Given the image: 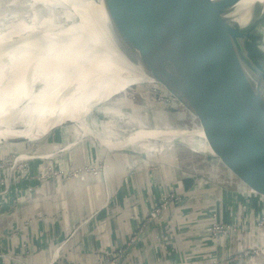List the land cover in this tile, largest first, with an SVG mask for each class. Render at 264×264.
I'll use <instances>...</instances> for the list:
<instances>
[{
  "label": "water",
  "instance_id": "obj_1",
  "mask_svg": "<svg viewBox=\"0 0 264 264\" xmlns=\"http://www.w3.org/2000/svg\"><path fill=\"white\" fill-rule=\"evenodd\" d=\"M215 2L102 0L106 16H88L156 83L129 96H107L94 105L92 99L79 112V124L63 120L41 135L36 130L46 127L45 120H38L34 112L29 127L37 135L30 136L33 140L0 138V147L6 148L0 150L6 154L0 159L13 160V153L25 148L19 169L67 155L112 158L175 173L184 180L203 179L237 206L264 212V40L259 31L261 26L264 30V21L253 18L241 26L228 17L235 0ZM6 5L0 0V12ZM55 49L57 54L68 52ZM32 52L33 48L26 49L24 64ZM66 54L57 58L61 66L71 62ZM84 58L74 62L81 67L87 62ZM45 59L41 55L37 63L43 65ZM61 66L51 69L49 76H67L69 72L56 69ZM93 69L91 65L89 70ZM26 78L36 90L47 82L40 84L38 76L28 74ZM14 117L3 121L23 129L25 122ZM140 128L162 133L137 136ZM21 207L18 204L2 216Z\"/></svg>",
  "mask_w": 264,
  "mask_h": 264
},
{
  "label": "crops",
  "instance_id": "obj_2",
  "mask_svg": "<svg viewBox=\"0 0 264 264\" xmlns=\"http://www.w3.org/2000/svg\"><path fill=\"white\" fill-rule=\"evenodd\" d=\"M25 151L26 148L15 151L8 166L0 168V184L8 185L11 177L33 168L31 165L17 168L24 161ZM98 160L103 165L102 173H83V177L28 175L19 180V188L12 186V196L20 188L31 190L25 201L13 203L15 207L18 204L23 207L13 214L2 216L12 200L4 203L0 197V264H111L110 259L125 248L128 254L118 256L115 264H173L185 260L189 254L216 255L223 247L227 248L222 244L225 241L209 239L204 233L207 220L216 212V199L225 198L220 193L218 197L213 189L194 188L193 183L186 187L184 179L177 182L171 175L153 170L146 174V169L117 160L115 169H111L109 159L94 156H62L53 165L68 168ZM168 191L182 197L177 209L171 210L176 222L179 215L185 216L192 209L196 200L204 203L208 198L207 208L215 211L203 210L197 218L194 216L197 221H179L175 229L172 226L176 222L172 221L170 226L158 227L146 239L127 246L129 232ZM35 213L41 215L34 217ZM233 246L231 236L229 248Z\"/></svg>",
  "mask_w": 264,
  "mask_h": 264
},
{
  "label": "bare ground",
  "instance_id": "obj_3",
  "mask_svg": "<svg viewBox=\"0 0 264 264\" xmlns=\"http://www.w3.org/2000/svg\"><path fill=\"white\" fill-rule=\"evenodd\" d=\"M6 2L7 10L5 11V8L0 12V90H12L10 92L23 90L31 93L33 97L28 103L12 108L3 107L0 101V123H9L3 121L6 116L22 119L32 117L34 112L43 114L50 110V115L44 118L47 127L48 118L51 116L54 118L55 112L59 115L58 111L79 124V112L89 106L92 99L94 105L95 101H101L107 96L123 95L128 87L137 85L140 81L156 82L117 49L112 40L101 32L96 21L93 23L88 16L92 17L93 13H96L101 18L105 15L102 0H6ZM235 2L228 12V17L239 25L247 26L253 18L264 21V0ZM26 34L31 36L27 37ZM16 36L21 37L15 41ZM57 47H63L68 51L63 53H67L71 62L63 66L57 63L58 56L63 54L55 52ZM27 48H33V52L24 64ZM51 54L56 56L55 59H50ZM41 55H45L46 58L43 65L37 63ZM82 57H85L87 62L80 67V64L74 61H81ZM57 65L61 67L56 69L69 72L67 76L63 75V79L61 76H49V71ZM91 65L94 66L93 70H89ZM16 68L20 71L22 68L23 72L16 75L14 72ZM36 68L39 70L38 74ZM27 74L38 76L39 83L43 85L47 79L44 89L36 90L31 86V81L28 82L29 79L26 78ZM50 79H53V82H50ZM68 88L74 90L65 91ZM146 131L154 136L162 133L161 129L140 128L134 134L145 135ZM10 133H13V128L0 129V138Z\"/></svg>",
  "mask_w": 264,
  "mask_h": 264
},
{
  "label": "rangeland",
  "instance_id": "obj_4",
  "mask_svg": "<svg viewBox=\"0 0 264 264\" xmlns=\"http://www.w3.org/2000/svg\"><path fill=\"white\" fill-rule=\"evenodd\" d=\"M262 27V26H261ZM260 27L259 31L262 33L263 35V40H264V30ZM156 82H144V81H140L139 84L137 85H132L130 87H128L125 91L123 95H117L118 96H129V94H132L142 88H144L146 85H150V84H154ZM12 90H6V89H2L0 90V101L2 102V106L6 107V108H12V107H17V106H22L25 103H28L30 99H32L33 95H30L28 92H23V90H15L13 92H10ZM120 100V97L118 98ZM58 111V110H57ZM58 115L57 118H52L50 119L51 121H47V123L49 124L48 127H51L52 125H55L57 123H61L63 122V120H67L68 118L65 117V115L61 112ZM50 115V110H48L47 112L41 114V112H39L37 114V119H42V118H47ZM34 116V115H33ZM32 116V117H33ZM32 117L29 118H22L21 120L25 122V127L23 129H14L15 126H10V123L5 124V126L7 128H13V133L7 134L6 136L3 137L4 140H9V139H18V138H25V139H29V140H33L30 136L35 134V135H41V133H45L46 129L48 128L47 125L46 127H42V129L40 130H36V129H30L29 124L31 123V119ZM42 117V118H41ZM36 119V120H37ZM37 122V121H36ZM39 122V121H38ZM110 122V121H108ZM36 130V133H33V131ZM20 146V145H18ZM16 147V146H14ZM3 147H0V150H2ZM19 151H22L21 149ZM2 155H6L4 153H0ZM9 155V154H7ZM8 161L10 162V160H3L0 159V168L3 167H7V163ZM89 161V160H87ZM116 160L110 158L108 160V164H110V168L111 169H115L116 166ZM97 162V161H96ZM95 162V163H96ZM94 161H90L89 165H82V167H90L91 169L93 167H99L101 168L102 165H94ZM38 165H36L35 167H33L32 169L27 170L25 173H31L34 169H36ZM75 167V166H73ZM73 167L72 166H68V168H65L64 165H60V167H55V169L58 170H62L64 175H72V171H73ZM117 169V168H116ZM103 171H101L102 173ZM150 169H146V174L150 173ZM85 173H89V172H85ZM161 173V172H159ZM164 174V173H163ZM23 176V175H22ZM22 176L15 178L14 180H12V182L18 180L16 182H19V180L21 179H26L25 177L28 176L26 175L25 177L22 178ZM171 179H174V181L180 182L183 179L181 177H179L178 175H176L175 173H173L171 175ZM170 180H166L167 184H170L171 182ZM185 180H190L191 183H195V181H198V183L202 184L200 185L201 188H207L208 190H211L210 188H212L211 186H209L207 184V182L205 183V181L202 180H197L195 178L192 179H185ZM15 187L19 188L18 185ZM12 187V186H11ZM197 185L194 187L196 188ZM210 187V188H209ZM0 189H1V185H0ZM216 191V190H214ZM173 192V191H171ZM216 195L219 197L220 194L218 191L215 192ZM178 198L176 199V203H172L170 205L171 208H175L177 209V205L180 201L181 195L179 193H177ZM208 199V198H207ZM207 199L205 200V202L203 203L202 200H196L193 204L194 206L192 207V209H190L187 214L184 216L179 215L178 219L176 218V220L181 223L183 222H187L190 220L193 221H197L194 220V216L197 218V215L199 216L201 211L203 210H207V212L212 211L211 208H207ZM216 221L218 223L219 226H222V229H226L228 228L229 231H226V236L224 237V242H222V244L224 246H227V248L222 249L221 252L216 253V255H205V256H193V254H189L188 257L183 260L180 261V263H173V264H264V212H259L256 210H250L246 207H239L236 204H234V202H232L231 200L227 201L225 200V198L221 199L220 201L216 199ZM234 204V205H233ZM254 211V212H253ZM190 212V215L188 214ZM40 214L35 215L34 217H38L40 216ZM173 214L171 213V211H164L162 214H159L158 217L154 220L153 224L151 226H149L148 228L143 229L142 231L138 232V239L137 241L133 244L135 245L137 242L141 241V239H146L148 235H152L155 231L156 228L158 227H163L165 225H171L170 222L174 221L172 220ZM176 222V221H174ZM178 222H176L175 224H173L172 228H177L179 227ZM212 222L213 220L211 218H209L207 220V226L206 228V232H204L207 237L209 239H217L218 236H216L213 233V228H212ZM173 223V222H172ZM187 225H185L184 227H186ZM174 229H172L174 231ZM222 231V230H220ZM172 232V231H170ZM234 237V246L229 248L230 242H231V236ZM220 237V236H219ZM199 240V239H198ZM130 248V247H129ZM220 251V250H219ZM128 254V248L121 249L117 252V255L114 258H117L118 256H122V255H127ZM186 257V256H185ZM114 258L110 259L111 264H115L116 263V259L114 260Z\"/></svg>",
  "mask_w": 264,
  "mask_h": 264
},
{
  "label": "built area",
  "instance_id": "obj_5",
  "mask_svg": "<svg viewBox=\"0 0 264 264\" xmlns=\"http://www.w3.org/2000/svg\"><path fill=\"white\" fill-rule=\"evenodd\" d=\"M55 161H57V159L52 160V161L43 162V163L39 164L36 167L35 172L34 171H32L31 173H25L24 172L22 174L23 176L22 175H20V176L25 177L26 175H29V176L31 175V177L38 176L40 178H45V177H47L49 175H64V173H63V171L61 169L58 170V171L55 169V166L53 165V163ZM99 162L100 161L98 160L96 163H94V165H101V163H99ZM87 165H89V162H87ZM94 165H91V166H94ZM81 166L82 165H78V166L73 167V171H72V175L73 176H81V177H83V173H85V172H89V173H92V174L93 173L97 174V173L101 172L102 167H103V165H102L101 168H99L97 166V167H93L91 169L90 167H86V168L82 167L81 168ZM32 173H34V174H32ZM20 176H18V177H20ZM18 177H12L9 180V184L8 185L0 184L1 185L0 197L4 200V203H9V200H12L11 203H9L10 206L8 207L7 211H9L10 209L15 207V204H13V203H22V201H25V198L27 196L28 191L31 190V188H29V187L26 188V189L25 188H23V189L20 188V190L15 192V195L12 196L11 192L14 191V187L16 185V182L18 181V180H16V181L12 182V180H14L15 178H18ZM13 185H14V187H11ZM193 185L194 186L197 185V187L201 188L200 185H202V184L198 183V181H195V183ZM210 189H213V188H210ZM213 190H215V189H213ZM177 198H178V196H177V193H175V192L168 191V192L164 193L162 195L160 201L156 205L150 207L146 211V214L144 215V217H142L139 220V222H138L137 226L135 227V229L129 232V239H128L127 246L133 244L134 241L138 237V232H140L143 229L148 228L149 226H151L153 224L154 220L158 217L159 214H162L164 211H169V210L171 211L172 209H174V208H171L170 205L172 203L176 202ZM7 211H5V212H7ZM213 211H215V210L213 209ZM171 213L173 214V212H171ZM216 213L217 212H215L214 216L212 217L213 222H212L211 226H212V228L214 230L213 233L216 236H218V238L215 239V240L224 241V237L226 236V231L227 230L229 231V229L226 228L224 230V229L221 228L222 226L218 225V223L216 221ZM38 214H40V213H35L34 216L38 215ZM22 215L23 214H21L20 216L22 217ZM173 217H174V214H173ZM22 218H24V217H22ZM220 230H222V231H220ZM115 259L116 258H114V260Z\"/></svg>",
  "mask_w": 264,
  "mask_h": 264
},
{
  "label": "trees",
  "instance_id": "obj_6",
  "mask_svg": "<svg viewBox=\"0 0 264 264\" xmlns=\"http://www.w3.org/2000/svg\"><path fill=\"white\" fill-rule=\"evenodd\" d=\"M190 180H185V186L188 187L190 185Z\"/></svg>",
  "mask_w": 264,
  "mask_h": 264
}]
</instances>
